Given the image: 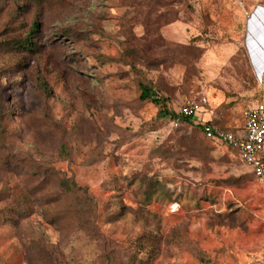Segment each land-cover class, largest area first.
<instances>
[{"label":"rangeland","instance_id":"1","mask_svg":"<svg viewBox=\"0 0 264 264\" xmlns=\"http://www.w3.org/2000/svg\"><path fill=\"white\" fill-rule=\"evenodd\" d=\"M238 9L0 0V41L40 26L36 56L0 47V264H128L145 233L159 236L152 264H264V182L234 150L156 121L159 107L139 100L146 77L177 114L206 94L203 120L241 128L264 92Z\"/></svg>","mask_w":264,"mask_h":264},{"label":"trees","instance_id":"2","mask_svg":"<svg viewBox=\"0 0 264 264\" xmlns=\"http://www.w3.org/2000/svg\"><path fill=\"white\" fill-rule=\"evenodd\" d=\"M33 2L40 4L44 2V0H33ZM39 32V22L38 19H35L25 37L3 39L0 41V47L4 51L7 50L12 53L23 55L26 53L28 57H34L40 51V46H38L35 40ZM66 37H69V35H66ZM38 81L40 88L43 89L47 95H50L51 90L49 89L47 83L42 79H39ZM139 100L142 102H151L159 107L156 115V121L171 119L174 121L178 120L182 124L195 125L204 135L206 140L217 143L216 141L207 138L204 132V126L201 122H197L195 117L177 114L174 110L168 108L167 99L158 93L155 84L146 77L139 80ZM207 124L215 125L212 121H208ZM228 148L234 150L239 155V151L237 149L232 147ZM65 150L66 147L63 146L61 151L64 152ZM261 160L264 166V152L261 154ZM253 174L255 175L254 172ZM58 184L61 188H63V190L69 193H77L82 190L72 178H61L58 181ZM134 246L133 250L126 255L128 257V264H152L159 254V236L153 233L142 234L136 239Z\"/></svg>","mask_w":264,"mask_h":264},{"label":"built area","instance_id":"3","mask_svg":"<svg viewBox=\"0 0 264 264\" xmlns=\"http://www.w3.org/2000/svg\"><path fill=\"white\" fill-rule=\"evenodd\" d=\"M236 4L245 16L250 17L251 10L248 8V1L251 0H230ZM256 4L264 3V0H253ZM208 99L202 95L198 100L184 104L180 107V114L188 117H197L206 106ZM244 127L242 133H234L223 130L216 125L202 123L207 138L235 148L239 151L242 161L251 167L256 177L264 182V166L261 154L264 152V98L263 100L248 107L243 112Z\"/></svg>","mask_w":264,"mask_h":264},{"label":"crops","instance_id":"4","mask_svg":"<svg viewBox=\"0 0 264 264\" xmlns=\"http://www.w3.org/2000/svg\"><path fill=\"white\" fill-rule=\"evenodd\" d=\"M232 3L237 9L238 7L236 4L234 2ZM249 4L251 8V15L248 18H244V49L248 56L253 77L263 88L262 91L264 92V3L258 5L254 1H250ZM204 96L207 97L206 94ZM209 112L210 103L208 100V105L204 108V111L196 117V119L201 123L208 122L209 120H203L201 117L203 114ZM243 127L244 123L243 126L236 131L230 129L227 130L234 133H242Z\"/></svg>","mask_w":264,"mask_h":264}]
</instances>
